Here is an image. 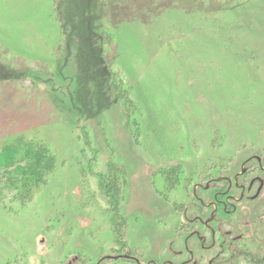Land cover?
Listing matches in <instances>:
<instances>
[{
  "label": "rangeland",
  "instance_id": "rangeland-1",
  "mask_svg": "<svg viewBox=\"0 0 264 264\" xmlns=\"http://www.w3.org/2000/svg\"><path fill=\"white\" fill-rule=\"evenodd\" d=\"M20 141L53 165L0 164V264H264L263 212L213 249L202 224L209 179L264 155V0H0V150Z\"/></svg>",
  "mask_w": 264,
  "mask_h": 264
},
{
  "label": "flooded vegetation",
  "instance_id": "flooded-vegetation-1",
  "mask_svg": "<svg viewBox=\"0 0 264 264\" xmlns=\"http://www.w3.org/2000/svg\"><path fill=\"white\" fill-rule=\"evenodd\" d=\"M252 160L256 164L254 166H249L248 168L241 167L239 171L234 174H228V172L221 176L220 178H211L207 182L206 190L209 193L208 200L202 203L208 210V217L203 221L202 224L210 232V244L207 245L209 249H213L215 244V234L217 230H221L219 227L221 222L227 223L228 220L239 217L240 207H247L249 212H243V218L247 219L249 217H256L257 215L264 213V202L257 203L251 206L252 201L258 199L264 192V155L254 154L248 162ZM247 162V163H248ZM257 173V174H256ZM255 174V175H252ZM248 178V179H247ZM220 179V180H219ZM246 179V180H245ZM221 182V188H215L213 183ZM250 198L251 202L248 200ZM201 199V198H200ZM260 206H257L259 205ZM263 217L264 214H261ZM254 220V219H253ZM220 221V222H219ZM253 227H259V223H252ZM262 230L264 225H261ZM251 231V230H250ZM264 231V230H263ZM252 232H255L252 231ZM223 235H229V232H222ZM244 234V232H242ZM241 233L238 235L242 236ZM236 237H240V236ZM191 236L200 238L197 231H193ZM207 238L205 239V241ZM203 244V243H202ZM79 256H74L72 260L66 261L64 264H83L79 261ZM125 259L132 260L139 264L138 260L130 254L118 253L116 255H106L99 257L94 264H101L104 259ZM81 260V258H80ZM212 261V260H211Z\"/></svg>",
  "mask_w": 264,
  "mask_h": 264
},
{
  "label": "trees",
  "instance_id": "trees-1",
  "mask_svg": "<svg viewBox=\"0 0 264 264\" xmlns=\"http://www.w3.org/2000/svg\"><path fill=\"white\" fill-rule=\"evenodd\" d=\"M75 13H78L79 10H75ZM73 26H71L72 32L76 35L75 30L72 29ZM95 26L90 25L89 28V34H94L97 41H94L95 46L98 45V48L94 46L95 49V58L92 60V66H95L97 69H99V73L103 75H106V69L104 68L105 58L103 56V44L105 35H107L103 30L98 33V31L94 30ZM93 39V38H92ZM91 37L89 38V41H91V44H93V40ZM90 45V44H89ZM104 68V70L102 69ZM114 85V81L112 82ZM116 88V87H115ZM21 145L17 147H11L9 148L8 152H3L5 148L0 150V159L5 160L6 163H0L4 167H9L13 163L21 162L24 159H27L29 157L34 158V161L32 163L31 169L32 173L37 175L39 173L47 172L52 167L53 162V156L49 152V149H47L46 145L43 143H24L22 141L19 142Z\"/></svg>",
  "mask_w": 264,
  "mask_h": 264
}]
</instances>
